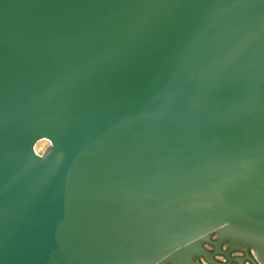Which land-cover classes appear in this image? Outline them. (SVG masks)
<instances>
[{
    "label": "water",
    "instance_id": "obj_1",
    "mask_svg": "<svg viewBox=\"0 0 264 264\" xmlns=\"http://www.w3.org/2000/svg\"><path fill=\"white\" fill-rule=\"evenodd\" d=\"M0 264H264V0H0Z\"/></svg>",
    "mask_w": 264,
    "mask_h": 264
}]
</instances>
